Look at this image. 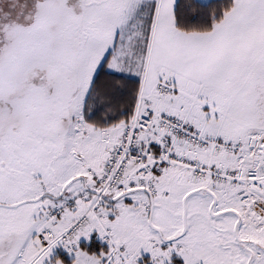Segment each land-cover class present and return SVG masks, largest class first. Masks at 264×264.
Returning a JSON list of instances; mask_svg holds the SVG:
<instances>
[{
    "label": "snow or ice",
    "instance_id": "6c2138e0",
    "mask_svg": "<svg viewBox=\"0 0 264 264\" xmlns=\"http://www.w3.org/2000/svg\"><path fill=\"white\" fill-rule=\"evenodd\" d=\"M0 264H264V0H0Z\"/></svg>",
    "mask_w": 264,
    "mask_h": 264
}]
</instances>
